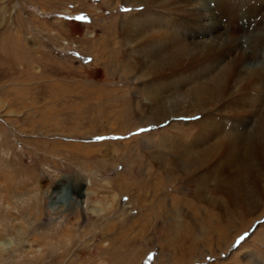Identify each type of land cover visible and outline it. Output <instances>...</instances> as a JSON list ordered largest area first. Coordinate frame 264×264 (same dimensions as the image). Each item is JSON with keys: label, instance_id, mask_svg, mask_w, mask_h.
Segmentation results:
<instances>
[{"label": "rangeland", "instance_id": "rangeland-1", "mask_svg": "<svg viewBox=\"0 0 264 264\" xmlns=\"http://www.w3.org/2000/svg\"><path fill=\"white\" fill-rule=\"evenodd\" d=\"M206 2L0 0V264H264V67L213 41L264 0L217 37Z\"/></svg>", "mask_w": 264, "mask_h": 264}, {"label": "bare ground", "instance_id": "bare-ground-1", "mask_svg": "<svg viewBox=\"0 0 264 264\" xmlns=\"http://www.w3.org/2000/svg\"><path fill=\"white\" fill-rule=\"evenodd\" d=\"M140 1L142 2V0ZM153 1L154 0H148V3L152 4ZM255 2L256 0H237V7H236V5L232 2V0H213L212 3H214V8H211V4L206 2L204 3L205 5L202 9L203 12L208 15L207 17H208V20L210 21L209 23H206V25L212 29L211 32L213 34L215 33L214 36L217 37V34L221 33L219 30L221 26L220 24H218L219 17H218L217 12L220 13L219 14L221 16L220 18L229 17L230 19H233L235 21L234 23H237L238 19L244 14L243 9H245V11L250 14L249 15L250 18L255 15V13L257 12L256 8L254 7ZM162 3H165V2H162ZM137 6H140V5H136L135 7ZM240 26L241 24L238 22V29H239L238 37L234 33H229L225 35L223 40H221L223 43H221L220 41L216 39H213L214 43H216V46L218 44H221V46L223 47L222 50L224 51V53H226V50H228V54H229L228 56H231V54L233 55L232 57H230L232 58V61H235V63H232V68L236 67V65H239L240 69L242 70L243 67H246L247 64H252L258 59L261 61V64L264 67V53L261 52L262 50L264 51V34L254 35L245 29H241L243 27L239 28ZM232 28L233 27H229V31H231ZM245 70H249V69H245ZM241 78H242L241 80L242 91L245 90V88L252 86V88H254L257 91L258 95L261 96V98L257 100L260 106V102L264 100V73H261L260 70L256 69L255 67H252L250 71L247 72L245 76H241ZM206 95L207 93L204 92V87H202L201 89H199V91H197V98L196 99L193 98L194 100L192 104H196L198 108H201L203 110L206 107V104H205L207 100V99L205 100ZM155 108H158V107H155ZM255 136L256 135H254V137ZM258 138L263 139L262 142H264V126H260L259 135L257 136V138L254 139V142H253L255 145L252 146V148L249 147V152L247 153L249 156H251L252 159H255L256 164L257 163L259 164V169L261 168L260 169L261 173L258 169L256 171H259V174H257V176L254 175L256 172L254 169L255 165L252 164V161L254 160L252 161L251 160L249 161V159L245 160L248 164L246 165L248 168L246 171V183L248 184L247 185L248 192H247V197L244 196L245 197L244 203H246V205L248 206H250L253 203L251 201H252V198L256 196L254 194L260 193L261 188L264 189V145L261 141H259ZM189 161L191 162V164L196 163V160L195 161L189 160ZM229 186L231 185L229 184ZM231 187H233V185ZM256 199L257 198H254V201H256ZM241 205L242 204H240V206Z\"/></svg>", "mask_w": 264, "mask_h": 264}]
</instances>
